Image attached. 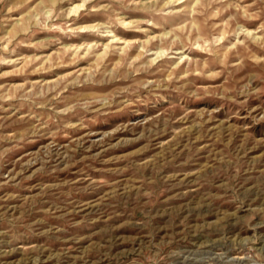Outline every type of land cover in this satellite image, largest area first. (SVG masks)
<instances>
[{
    "label": "rangeland",
    "instance_id": "obj_1",
    "mask_svg": "<svg viewBox=\"0 0 264 264\" xmlns=\"http://www.w3.org/2000/svg\"><path fill=\"white\" fill-rule=\"evenodd\" d=\"M84 2L0 0V264H264V125L206 106H264V37L232 0Z\"/></svg>",
    "mask_w": 264,
    "mask_h": 264
},
{
    "label": "clouds",
    "instance_id": "obj_2",
    "mask_svg": "<svg viewBox=\"0 0 264 264\" xmlns=\"http://www.w3.org/2000/svg\"><path fill=\"white\" fill-rule=\"evenodd\" d=\"M86 5V0L84 3H81L79 7L84 8ZM115 7H118L116 5ZM228 9L231 12V19L234 24H243L244 34L248 36H254L259 33L264 37V0H232L227 5ZM90 11H104L106 15L94 16L92 17L97 23L95 27L99 28L101 32L105 31V26L115 29L116 27H128L134 22L130 19H123L122 13L114 10V5H104L101 4L99 8H90ZM66 15V13H65ZM151 22V21H149ZM92 26L89 25L88 28L76 27L75 29H67V31L80 32L87 31ZM251 43V41H249ZM218 95L221 97L219 101L214 104H207L209 108H219L223 107L224 109L228 105L235 106L234 116L243 115L248 120L256 123L257 126L264 125V106L260 103H251L246 105V98L241 99L239 95H230L226 92H220ZM135 100H129L128 103H135ZM202 105L189 104V107H201ZM220 115V114H219ZM220 118L223 117L220 115ZM237 122V121H233ZM244 126H249L245 124ZM137 264H147V259L144 262H137Z\"/></svg>",
    "mask_w": 264,
    "mask_h": 264
},
{
    "label": "bare ground",
    "instance_id": "obj_3",
    "mask_svg": "<svg viewBox=\"0 0 264 264\" xmlns=\"http://www.w3.org/2000/svg\"><path fill=\"white\" fill-rule=\"evenodd\" d=\"M177 2H178V1H177ZM75 7H76V6H75ZM75 7H74V8H75ZM74 8H73V9H74ZM78 8H79V7H78ZM78 8H77V9H78ZM77 9H76V10H77ZM86 25H87V24H86ZM92 25H94V24H92ZM79 26H80V25H79ZM83 26H84V25H83ZM86 28H87V27H86ZM14 32H15V31H14ZM81 33H82V31H81ZM116 34H117V33H116ZM37 41H38V40H37ZM92 43H93V42H92ZM69 47H70V46H69ZM67 49H70V48H67ZM49 55H50V54H49ZM263 244H264V243H263ZM262 250H263V249H262Z\"/></svg>",
    "mask_w": 264,
    "mask_h": 264
}]
</instances>
